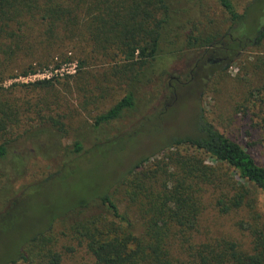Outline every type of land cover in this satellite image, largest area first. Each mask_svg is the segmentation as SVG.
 Returning a JSON list of instances; mask_svg holds the SVG:
<instances>
[{
    "label": "rangeland",
    "instance_id": "rangeland-1",
    "mask_svg": "<svg viewBox=\"0 0 264 264\" xmlns=\"http://www.w3.org/2000/svg\"><path fill=\"white\" fill-rule=\"evenodd\" d=\"M168 1L171 19L162 31L160 50L139 79H134L138 61L128 59L116 44L96 45L87 36L57 41L53 47L34 43L27 53L0 54V89L7 90L5 97L14 106L0 138L7 147L0 158V264H49L52 255L59 256L58 264H95L81 227L92 217L110 221L104 195L127 214L132 232L141 234L142 195L173 189L182 181L178 155L192 157L201 173L206 165L223 171L191 145L166 146L172 137L193 134L200 111L264 165V94L259 91L264 85V37L252 42L262 26L264 0H233L240 13L253 4L240 26L215 0ZM86 3L77 8L82 21L88 19ZM30 25L34 38L40 28ZM229 31L231 36H224ZM205 37L216 39L206 53L199 46ZM215 57L223 59L207 62ZM200 65L204 68L199 70ZM29 67L34 70L23 74ZM27 76L35 78L21 80ZM46 80L50 82L37 84ZM130 91L132 107L95 125L96 115ZM75 141L80 150H75ZM143 157L149 158L136 170L144 173L139 190L127 171ZM132 191L139 195L134 198ZM249 191L250 199H261ZM187 192L188 219L170 227L169 250L175 261L185 260L193 246H249V235L238 224L246 213L221 212L214 202L218 196L231 197L236 189L199 181ZM79 202L85 207H75ZM255 209L264 208L258 202ZM33 234L37 238L32 242Z\"/></svg>",
    "mask_w": 264,
    "mask_h": 264
},
{
    "label": "trees",
    "instance_id": "trees-1",
    "mask_svg": "<svg viewBox=\"0 0 264 264\" xmlns=\"http://www.w3.org/2000/svg\"><path fill=\"white\" fill-rule=\"evenodd\" d=\"M215 1L237 26L247 22L252 3L256 2L253 0L250 7L240 13L233 0ZM82 2H88L86 21H82L77 14L78 5ZM262 9V26L254 32L253 44L264 37V7ZM169 10L168 0H0V54L10 56L21 51L27 53L34 43H48V46L53 47L57 41L62 42L79 35L87 36L96 45L116 44L122 48L121 51L128 59L138 61L139 67L134 79H139V74L145 73L144 69L160 50L162 31L171 19ZM257 19L258 17L254 20ZM30 23L40 28L34 38L31 34L34 28L32 29ZM76 25L79 27H75ZM231 34L229 31L224 36L230 37ZM241 41L244 42L243 39ZM215 42V38L205 37L200 40L199 46L205 48L206 53ZM33 70V67H29L23 74ZM49 82L46 80L37 84ZM259 91L264 94V85ZM5 94H9L7 90L0 89V138L6 132V125L13 115L14 107ZM132 105L133 93L130 91L108 110L96 115L95 125L117 118L124 109ZM180 144L191 145L206 153L224 172L206 165V173H201L202 169L196 166L197 162L190 161L192 157L187 160L178 155L176 170L182 174V181H178L173 189L164 187L156 194L142 195L138 210L143 213V230L139 235L132 232V224L127 214L121 213L117 205L104 195L101 199L109 207L110 221L104 224L101 220L108 219L92 217L86 219L81 227L82 236L95 264H264V209L263 212L255 209L258 202L264 208V165L258 163L238 142L220 132L205 118L203 111L196 116L192 135L172 137L166 146ZM74 145L75 150H80L78 141ZM162 150L163 148L160 151ZM6 153V141L2 138L0 158ZM148 158H141L127 171L136 189L141 190L139 181L144 175L136 170ZM199 181H206L216 187L230 186L236 189L231 197L218 196L214 202L221 212L237 209L246 213L238 224L247 231L249 246L242 248L235 243H224L219 249L209 250L204 245L193 246L187 248L186 259L177 262L170 256V227L182 225L188 219L184 213L186 200L183 196L188 195L189 188ZM247 186L253 189V193L261 196L259 201L258 197L249 198L250 189H246ZM130 195L135 198L139 194L132 191ZM145 200L148 202L145 203ZM75 207H85V203L79 202ZM35 234L31 235L29 241L33 242L37 238ZM19 258L25 260V253H20ZM58 263L59 256L52 255L49 264Z\"/></svg>",
    "mask_w": 264,
    "mask_h": 264
},
{
    "label": "flooded vegetation",
    "instance_id": "flooded-vegetation-1",
    "mask_svg": "<svg viewBox=\"0 0 264 264\" xmlns=\"http://www.w3.org/2000/svg\"><path fill=\"white\" fill-rule=\"evenodd\" d=\"M224 49H226V50H228V49H230V48H224ZM223 58H221V57H215V58H207V62H209V63H213V64H218L221 60H222ZM202 68H204V66H202V65H200L199 67H198V69L200 70V69H202Z\"/></svg>",
    "mask_w": 264,
    "mask_h": 264
},
{
    "label": "built area",
    "instance_id": "built-area-1",
    "mask_svg": "<svg viewBox=\"0 0 264 264\" xmlns=\"http://www.w3.org/2000/svg\"><path fill=\"white\" fill-rule=\"evenodd\" d=\"M48 74H49V73H47V71L42 73L43 77L48 76ZM34 76H35V75H34ZM32 78H35V77H31V76L21 77V80H23V81H28V80H32ZM47 78H48V77H47Z\"/></svg>",
    "mask_w": 264,
    "mask_h": 264
}]
</instances>
